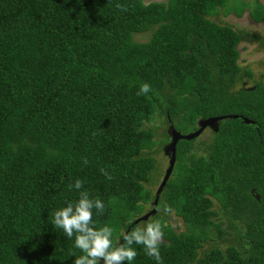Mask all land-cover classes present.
<instances>
[{
    "label": "trees",
    "instance_id": "1",
    "mask_svg": "<svg viewBox=\"0 0 264 264\" xmlns=\"http://www.w3.org/2000/svg\"><path fill=\"white\" fill-rule=\"evenodd\" d=\"M244 6L0 0V264H74L84 253L52 219L83 193L103 201L93 225L113 230V247L159 222L162 264H264V84L244 85L252 71L238 64L237 48L264 36L210 18L218 8L240 16ZM248 13L264 20L258 0ZM144 83L152 91L137 95ZM226 114L238 117L207 128L197 145V136L177 140L155 213L133 223L153 199V147L169 141L146 123L156 115L186 133L199 118ZM166 205L183 230L168 223ZM131 247L130 264H157L142 245Z\"/></svg>",
    "mask_w": 264,
    "mask_h": 264
},
{
    "label": "clouds",
    "instance_id": "2",
    "mask_svg": "<svg viewBox=\"0 0 264 264\" xmlns=\"http://www.w3.org/2000/svg\"><path fill=\"white\" fill-rule=\"evenodd\" d=\"M117 8L127 11L126 6L117 4ZM152 91L147 83L141 84L137 95L147 94ZM95 135V133H94ZM87 162V161H86ZM108 179L111 175L101 170ZM82 181H75V188L82 187ZM71 188L72 185H69ZM104 203L99 198L89 199L87 193L80 195L78 202L67 203L53 213L52 224L62 232L68 239L74 237V245L80 249L84 255L74 260V264H98L102 259L104 264H126L133 261L137 255L132 244L142 245L146 255L156 260L157 264H162L159 245L162 242L163 230L159 222H146L143 227H136L132 231L123 235V244L113 247L112 229L108 226L96 228L93 225V209L103 214ZM150 209V208H149ZM163 211L172 212L170 206H165Z\"/></svg>",
    "mask_w": 264,
    "mask_h": 264
},
{
    "label": "rangeland",
    "instance_id": "3",
    "mask_svg": "<svg viewBox=\"0 0 264 264\" xmlns=\"http://www.w3.org/2000/svg\"><path fill=\"white\" fill-rule=\"evenodd\" d=\"M145 3L150 1H166V0H143ZM231 1H242L245 3L244 9L240 16L235 15L231 10L224 12L223 9L218 8L216 16H212V18L215 21H218L220 23L228 24L233 29L239 30V31H247L252 34H255L257 36H264V20L255 22L253 21L249 16V9L253 6V3L255 0H231ZM262 7L264 8V0H258ZM230 2L229 4H231ZM228 5V4H227ZM150 32H144V33H135L133 34L134 41H146L148 39ZM237 48L239 50V58H238V64L242 67H249L252 71L251 77H244L243 82L246 86H251L256 81H261L264 84V43L254 40V41H241L238 43ZM238 83L237 86H239ZM147 127H150L154 132L155 136L154 138L156 140L161 139L162 132L166 129V121L163 120V118H159L156 115L146 123ZM210 133V130L205 128L197 137L195 140V145H197L201 140H204L207 138L208 134ZM167 141H164L161 145L159 143L155 144L153 147L152 156L155 159V170L151 173V179L150 182L146 185V187L151 191V193H154L158 183L161 180L162 174L164 169L167 165V157L162 152V146ZM160 146V147H159ZM216 204V203H214ZM150 208V203H145L143 205V211L140 214H143L145 211H147ZM151 219V218H150ZM149 219V220H150ZM168 223H170L173 228L176 231H180L184 229V225L179 217L174 215L173 213H170L168 217ZM223 228H225V225H222ZM211 233L214 235V229L210 230ZM226 231V230H225ZM229 235H225L224 238L219 241L218 246L220 248H223L227 243ZM211 243V242H210ZM209 242L207 244H210ZM207 247V245L205 246Z\"/></svg>",
    "mask_w": 264,
    "mask_h": 264
},
{
    "label": "water",
    "instance_id": "4",
    "mask_svg": "<svg viewBox=\"0 0 264 264\" xmlns=\"http://www.w3.org/2000/svg\"><path fill=\"white\" fill-rule=\"evenodd\" d=\"M236 117H238V115H236V114H226V115H218V116L199 118L196 122V129L189 131V132H186V133H181V132L174 129L171 121L168 119V116H167L168 123L166 126V133L169 136V141H167L162 146V152L167 157V165L163 171L161 180L158 183V185H157V187L153 193V199L150 202L151 208L148 209L147 211H145L143 214L136 217L133 220V223H137L140 220H146L150 215L155 213L159 193H160L162 187L165 185L168 177L170 176V173H171L173 165H174L175 144H176L177 140H179V139L188 140V139L194 138V137L198 136L204 128H209L212 131H217L218 124H219L220 120L236 118ZM241 120L245 123L251 122L246 117H241Z\"/></svg>",
    "mask_w": 264,
    "mask_h": 264
}]
</instances>
